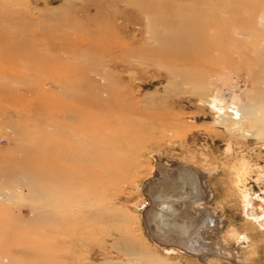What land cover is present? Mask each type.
<instances>
[{
    "label": "rangeland",
    "instance_id": "1",
    "mask_svg": "<svg viewBox=\"0 0 264 264\" xmlns=\"http://www.w3.org/2000/svg\"><path fill=\"white\" fill-rule=\"evenodd\" d=\"M160 164L198 176L224 255L152 237L181 202L149 211ZM249 206L264 0H0V264H264Z\"/></svg>",
    "mask_w": 264,
    "mask_h": 264
},
{
    "label": "bare ground",
    "instance_id": "2",
    "mask_svg": "<svg viewBox=\"0 0 264 264\" xmlns=\"http://www.w3.org/2000/svg\"><path fill=\"white\" fill-rule=\"evenodd\" d=\"M171 39L172 42H175L174 38ZM212 101L214 102V99ZM219 107H221V105ZM235 112L236 114L238 113L237 110H235ZM159 172L161 177L159 176L157 179H151L146 185V192L151 199L149 211H156V202L153 198L159 189H161L160 191L163 193L166 191V193L171 196V200H178L181 202L178 204L179 208H176V206L173 207L174 210H179L171 217V220H169V218L157 222L155 218L152 219L149 216L150 212L146 215L145 220L147 221L150 233L153 235L152 237L161 244L174 243L176 246L188 252H208V249L207 251L205 250L206 248H210L213 250L214 254L224 255L218 246L214 248L215 241L212 242L208 240V242H206L207 240L204 241L202 237L201 230L206 227L210 228V235H216L215 233L218 232L221 222L220 219L217 220L214 212L205 210L206 208L202 206L204 204L201 205L202 200L206 198V190L204 191L201 187L198 176L191 170L182 168L178 165L171 167L160 164ZM158 195L160 196V194ZM181 195H184V198H182ZM163 212L165 213L167 210L163 209ZM163 212L162 215H164ZM247 215L259 222L260 225H264V219H260L257 212L251 208V206L247 208ZM156 225H159L160 229L156 228Z\"/></svg>",
    "mask_w": 264,
    "mask_h": 264
}]
</instances>
